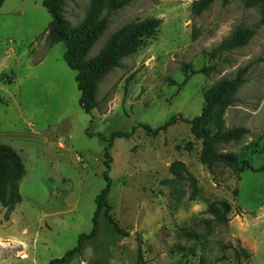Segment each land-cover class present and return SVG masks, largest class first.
Segmentation results:
<instances>
[{"label": "rangeland", "instance_id": "obj_1", "mask_svg": "<svg viewBox=\"0 0 264 264\" xmlns=\"http://www.w3.org/2000/svg\"><path fill=\"white\" fill-rule=\"evenodd\" d=\"M200 0H134L117 12L102 11L109 24L91 50L95 58L120 28L147 19L162 24L137 51L124 57L98 88L99 108L80 106L76 72L64 61L65 45L47 39L52 17L44 0H7L0 10V150L21 160L23 201L0 204V264H49L89 234L95 199L105 188L106 143L111 150L108 201L124 234L102 211L98 236L66 264H264V172L200 162L202 142L189 124L171 118L202 113L205 94L223 80L244 79L224 115L226 129H246L239 141L220 144L225 153L264 166V26L250 43L213 58L239 28H255L263 0H215L201 15ZM91 0H69L64 17L77 26ZM183 65L212 69L186 79ZM176 83V84H175ZM175 84V85H174ZM181 229L202 236L187 238Z\"/></svg>", "mask_w": 264, "mask_h": 264}, {"label": "trees", "instance_id": "obj_2", "mask_svg": "<svg viewBox=\"0 0 264 264\" xmlns=\"http://www.w3.org/2000/svg\"><path fill=\"white\" fill-rule=\"evenodd\" d=\"M7 0H0V10ZM69 0H44L43 7L52 17V22L47 32V39L53 44H64L66 52L64 61L68 68L76 72V83L81 94L80 106L87 113L92 114L99 108L97 101L98 88L104 78L117 68L120 61L137 51L145 38L155 32L162 21L160 19H147L139 24L126 25L117 30L109 39L101 52L93 59L88 56L106 32L109 24L108 17L102 16V11L117 12L131 4L134 0H91V7L84 20L77 26H72L64 17V8ZM215 0H200L194 6V14L201 15L208 10ZM228 5L231 0H221ZM264 26V0L260 5V21L255 28L243 27L237 29L230 38L225 39L220 46L212 53L213 58L223 53L231 52L247 46L257 34V31ZM210 68L194 70L190 65H183V72L186 79L196 74H208ZM244 79L240 73L235 79L223 80L216 84L205 94V104L202 113L189 120L182 116H175L164 126L156 129L149 125H139L146 133L158 135L178 122L189 124L191 132L196 140L202 142L200 162L207 166L214 175L216 164H222L238 174L246 171L264 172V166L255 169L251 163L241 156L223 152L219 145L233 143L243 138L249 131L243 128L226 129L224 115L236 101L235 97L242 87ZM176 84V83H175ZM174 84V85H175ZM137 128L131 133L115 132L110 138L103 135L97 136L100 141L106 143L104 148L103 179L105 188L95 199L96 211L93 216V227L89 234H82L79 237L78 245L61 259H55L49 264H66L69 259L82 252L85 242L95 239L100 230V217L102 211L105 218L113 226L118 234H124L119 223L112 215L113 207L108 201L112 189L110 172L112 169L113 157L111 150L119 139H131ZM1 138V135H0ZM24 169L21 160L12 150H0V204L9 210H13L23 201L21 193V182L24 178ZM183 234L195 241H201L202 236L188 229H181ZM138 264H147L142 258Z\"/></svg>", "mask_w": 264, "mask_h": 264}]
</instances>
